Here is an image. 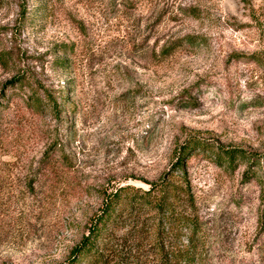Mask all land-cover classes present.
I'll list each match as a JSON object with an SVG mask.
<instances>
[{"label":"rangeland","instance_id":"rangeland-1","mask_svg":"<svg viewBox=\"0 0 264 264\" xmlns=\"http://www.w3.org/2000/svg\"><path fill=\"white\" fill-rule=\"evenodd\" d=\"M184 150L205 264H264V0H0V264H68Z\"/></svg>","mask_w":264,"mask_h":264},{"label":"trees","instance_id":"trees-1","mask_svg":"<svg viewBox=\"0 0 264 264\" xmlns=\"http://www.w3.org/2000/svg\"><path fill=\"white\" fill-rule=\"evenodd\" d=\"M225 154L231 164L238 156L245 158L238 149ZM186 155L184 150L175 163L182 172L179 184L164 178L147 189L126 184L105 191L68 264H205L202 224L184 164Z\"/></svg>","mask_w":264,"mask_h":264}]
</instances>
